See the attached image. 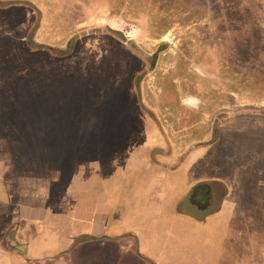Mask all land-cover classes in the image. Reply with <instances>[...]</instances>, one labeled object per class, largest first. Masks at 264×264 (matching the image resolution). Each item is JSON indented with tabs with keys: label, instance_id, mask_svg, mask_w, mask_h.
<instances>
[{
	"label": "rangeland",
	"instance_id": "rangeland-1",
	"mask_svg": "<svg viewBox=\"0 0 264 264\" xmlns=\"http://www.w3.org/2000/svg\"><path fill=\"white\" fill-rule=\"evenodd\" d=\"M134 80L164 143L137 111ZM209 132L232 153L223 168L248 169L218 214L202 196L184 206L196 223L172 219L169 243L181 264H264V0H0V195L42 198L50 213L32 244L48 260L62 243L46 230L63 235L76 210L107 213L91 260L107 239L151 250L157 227L138 218L157 219L156 194L134 200V148L190 149ZM90 224L75 242L98 238Z\"/></svg>",
	"mask_w": 264,
	"mask_h": 264
},
{
	"label": "crops",
	"instance_id": "crops-1",
	"mask_svg": "<svg viewBox=\"0 0 264 264\" xmlns=\"http://www.w3.org/2000/svg\"><path fill=\"white\" fill-rule=\"evenodd\" d=\"M144 133L149 136L148 132ZM141 134L143 135V133ZM157 134L158 138L164 143L165 138L163 139L162 134ZM208 135L209 133L201 136L198 142L190 149L189 147L188 149H183L182 147L173 149L164 144L160 145L157 138H154L155 135L152 134L151 138L155 139L153 143H158V145L148 147L147 150L143 149L144 151H141V148H134V200L136 197L139 198L140 194L145 195L151 187L156 194V200L153 203L156 202L158 210L157 219L154 222H146V218H138V222H144L148 226L156 225L157 228L154 230L158 232L160 240L157 245H154L149 250L142 248L143 245L139 242V239L137 242L134 239V245L137 246L134 251V245H132V248L130 246L125 248L121 247L119 242L107 239L101 245L103 254L97 260L100 264H142L143 262L149 264V259L154 261L155 264L182 263L181 253H175L177 245H170L169 241L171 236L181 230L179 226H171L172 219L180 222L182 218H188L195 220L196 223L195 215L184 209V206L187 205H191L194 209L193 198L190 199L188 194L193 188L199 189L201 187L207 190L206 187H209L211 199L206 200V203L212 202L213 206L205 213L210 216L218 214L217 212L222 206L221 203L225 201L226 196H229L230 184L240 176L238 173L248 169L243 166L237 168L234 166L229 169V163H231L229 157L232 153L228 154L227 152L224 135L220 132L216 133L211 141H209ZM260 149V157L263 162L260 164L262 166L264 165V145ZM171 155L175 156L174 160L176 162L171 163L167 161V158H164ZM142 157L144 161L142 160L139 163L138 161ZM157 159L159 160L154 161ZM223 164L229 166L225 169ZM260 167H256V169L260 171ZM262 176L263 174H259L260 178ZM154 177L158 180L151 185ZM181 178L183 182L180 181ZM12 199L11 196L2 191V195H0V264H98L96 260L90 259L92 257L91 248L87 247V244L89 240L98 241L101 240V236L105 235L101 228L104 220L106 221L107 213L102 214L103 212L101 213V211H95L83 216L81 212L76 210L70 215L71 219L67 226L68 230H70L63 233V235L54 226L48 227L47 224L46 227L49 229L46 231L58 234L56 237L57 242L62 243L56 249V252L61 253L48 260L44 257L46 251L44 249L47 248L39 247L37 244L32 243L45 232L43 220L50 213L49 208L43 206L42 198L40 201L41 205L37 208L24 205L22 200L25 199L21 195L14 196ZM27 209L31 213H27ZM32 210H38V212H32ZM222 217L225 218V215L222 214ZM85 221L87 224L93 222L95 224L94 228H99L98 231L93 232V236L98 238H88L75 242L76 236L83 232L82 227L77 225L86 223ZM142 231L147 235L152 232L146 229ZM134 235H141L137 227H134ZM61 236L62 238L60 239ZM31 245H37V247L34 246L35 250L40 249V252H36L33 256L23 257L22 252L27 247H31ZM139 246L141 247L139 248ZM188 250V248L183 249L186 252ZM64 254H66V257L69 256V259L65 260ZM196 261L198 264H203L201 260Z\"/></svg>",
	"mask_w": 264,
	"mask_h": 264
},
{
	"label": "flooded vegetation",
	"instance_id": "flooded-vegetation-1",
	"mask_svg": "<svg viewBox=\"0 0 264 264\" xmlns=\"http://www.w3.org/2000/svg\"><path fill=\"white\" fill-rule=\"evenodd\" d=\"M154 59H155V54L152 56V61H154ZM152 64H153V62H152ZM132 87H134V93H132V94H134V96H136L135 97V104H136L137 111L139 112V115H142V117L144 119L152 122V124L157 129V132H159V134L164 135L160 131V127L158 126L159 125L158 122H155L157 120L154 119V117L151 116V113H153V111L147 105H145L141 99H139L138 93L137 94L135 93L136 90L139 91V89H138V87H139L138 82H136L134 80ZM209 134H211V133L209 132ZM206 188H207V190L205 188H201V187L199 189L198 188L197 189L196 188H193L191 190V192L188 194V197H190V199H192V198H194L196 196H202L203 198H207L206 200H209L208 198H211V195L209 193V190L210 189H209V187H206Z\"/></svg>",
	"mask_w": 264,
	"mask_h": 264
}]
</instances>
